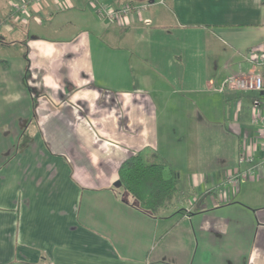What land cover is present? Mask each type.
<instances>
[{"label":"crops","instance_id":"obj_1","mask_svg":"<svg viewBox=\"0 0 264 264\" xmlns=\"http://www.w3.org/2000/svg\"><path fill=\"white\" fill-rule=\"evenodd\" d=\"M92 1L43 0L27 25L51 33L34 44L42 54L32 43L24 63L0 59V264H264V171L225 182L255 151L254 94L225 105L218 91L264 49V0H97L133 7L117 20ZM189 139L197 162L178 167ZM140 150L179 173L175 206L155 217L117 195Z\"/></svg>","mask_w":264,"mask_h":264},{"label":"built area","instance_id":"obj_2","mask_svg":"<svg viewBox=\"0 0 264 264\" xmlns=\"http://www.w3.org/2000/svg\"><path fill=\"white\" fill-rule=\"evenodd\" d=\"M41 2L42 0H21L20 3H11L12 19H20L21 23L28 22L33 13L40 12ZM158 3L163 4V0H158ZM91 4L97 7L102 17L109 20H117L132 12L130 5L112 8L99 4L97 0H93ZM243 59L251 66L250 70H242L240 64L238 74L226 79L218 88L220 93L254 94L251 123L260 125L255 139V151L243 148L237 161V167L226 175V185L233 189L264 171V76L256 71L257 67L264 70V49H250ZM258 95L261 98H258Z\"/></svg>","mask_w":264,"mask_h":264},{"label":"trees","instance_id":"obj_3","mask_svg":"<svg viewBox=\"0 0 264 264\" xmlns=\"http://www.w3.org/2000/svg\"><path fill=\"white\" fill-rule=\"evenodd\" d=\"M3 45L5 43L0 40V47ZM240 96L222 93L223 103L226 105ZM118 175L117 195L124 204L150 217L175 206L179 173L157 153L148 150L133 153L121 163Z\"/></svg>","mask_w":264,"mask_h":264},{"label":"rangeland","instance_id":"obj_4","mask_svg":"<svg viewBox=\"0 0 264 264\" xmlns=\"http://www.w3.org/2000/svg\"><path fill=\"white\" fill-rule=\"evenodd\" d=\"M20 2H21V0H0V40H2L5 44H9V43L16 44L17 43V45L20 44V41H22V40H25L26 41L25 48H21V47L15 46L13 48H10L11 49L10 52L7 51L8 49L3 50L2 48H0V59L7 60V61L10 60L9 62H12V64H14V65H15V63H16L17 60H18V63H19V61L20 62L25 61L26 58H24V57L27 56L26 54H27V49H28L27 46L28 45H30V44L33 43L31 45V48L33 50V53H36V54L39 55V54H42V52L34 51L35 50L34 44L36 42H38V41H42V40L47 39L49 37L51 38V33L50 32L48 34L43 29H41V30L37 29V31L27 30V28H28V26H27L28 25V22H26V23H23L22 22L21 23L20 22L21 21L20 19H17V18L16 19H12L11 12H10V5H11V3H20ZM43 23L44 24H47V25L49 24L48 21H43ZM89 30H87L88 33H83L82 31H77V33H75V36H79L80 38H82L83 35H86L87 34V36L91 38L92 37V33ZM22 34H23V36H22ZM40 58H42V56ZM19 73L20 72L18 71V76H19ZM27 75H28V73L27 72L26 73L24 72L21 77L24 76V78H25L24 80L27 81V78H28ZM0 91H1V86H0ZM3 94L5 95L6 93L5 92L4 93H1L0 92V106L1 107H2V105H3L4 102L7 103V104L10 103L9 98L3 97ZM216 99H217V97H215L212 100V108L214 107L213 110L217 109V107H216ZM197 104H198L197 105V110L196 109L195 110L197 112H201V110L198 109V108H201V102L200 101H197ZM218 109H219V106H218ZM176 118L178 120V125L181 126L183 124L184 117H178L177 116ZM193 118L196 121V123L194 124V127L192 129H191L192 124H191V126L189 128L192 131L194 129L197 130V127L200 126L199 122H202L203 116L201 114L196 115V113H195V114H193V116L191 118V121H192ZM205 118H206V120L207 119H214V118L216 119L215 116L210 117L208 115H206ZM172 123H173V119H172ZM204 124L205 123H203V125ZM186 125L188 126L187 123H186ZM196 133H197V131H196ZM174 138L180 139V135H176V137H174ZM214 138H216L217 140H221L219 136H216ZM216 139H213V142L214 141H217ZM227 139H229V138H227ZM189 142H190V139H189ZM194 148H196V147L192 144V142H190L189 143V146H187L186 148H181V147L175 148V150H178V151H174V155H172L173 158H175L174 159L175 164L177 163V166L179 167L180 164H179L178 157H181L182 158V157L185 156V154H187L189 156L190 161H191V158H194L195 157L196 162H197V153H196V156H194ZM196 150H197V148H196ZM199 150L201 151V156H200L201 162H204L205 161L204 160V158H205L204 151L205 150H204V148H199ZM207 157H208V155H207ZM208 161H210V160H208ZM170 166L172 167L171 164H170ZM173 169L175 171H177L175 168H173ZM182 172H183V175L186 173L184 171H182Z\"/></svg>","mask_w":264,"mask_h":264}]
</instances>
